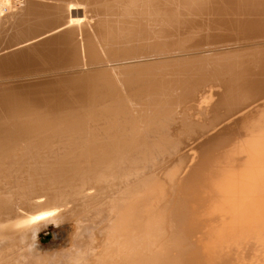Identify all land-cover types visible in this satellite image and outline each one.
Listing matches in <instances>:
<instances>
[{
	"label": "bare ground",
	"instance_id": "obj_1",
	"mask_svg": "<svg viewBox=\"0 0 264 264\" xmlns=\"http://www.w3.org/2000/svg\"><path fill=\"white\" fill-rule=\"evenodd\" d=\"M263 31L264 0H0V264H244L264 42L164 53ZM234 188L260 207H222ZM65 220L71 245L38 251Z\"/></svg>",
	"mask_w": 264,
	"mask_h": 264
},
{
	"label": "rangeland",
	"instance_id": "obj_2",
	"mask_svg": "<svg viewBox=\"0 0 264 264\" xmlns=\"http://www.w3.org/2000/svg\"><path fill=\"white\" fill-rule=\"evenodd\" d=\"M15 7H17L16 5H15ZM12 19H11V17L7 20V21H11ZM264 31H263V33L261 32V33H259V34H257V37H256V35H255V37L254 36H249L248 38H250V39H248L247 38V36L245 37L244 35L242 36H240L236 41L233 39L232 41L230 40V42H229V40L228 41H220L219 43L218 42H215V43H211V45H210V43H209V45L208 44H203V45H198L197 47L195 46V47H191V48H185V49H180V50H176V51H174V52H172V51H168V52H165L164 53V56L166 55V58H172V57H178L179 55H181L182 54V56H185V54L183 55V52H187L188 51V54H186V56L187 57H190L191 55L190 54H193V55H202L201 54V52L203 51H207L206 53H203V54H213V53H215L216 51H219L220 52V50H224V49H227V48H233V47H236V48H247V44H249V42L251 43V45H250V47H252V46H260V45H263L264 43ZM261 35V36H260ZM255 39H254V38ZM241 38H243V39H241ZM245 38H247L246 40H248V41H246L245 40ZM253 38V39H252ZM261 38V39H260ZM251 39H252V42H251ZM257 39H259V40H257ZM242 40H244V41H242ZM261 40V41H260ZM240 41H242V42H240ZM227 42V43H226ZM232 42V43H231ZM238 42H239V44H238ZM244 42H245V44H244ZM261 42V44H257L256 45V43H260ZM218 43V45H215V44H217ZM222 43V44H221ZM225 43V44H224ZM232 44V46L233 47H231V45H229V44ZM247 43V44H246ZM254 45H253V44ZM263 43V44H262ZM207 45V46H206ZM228 45H229V47H228ZM235 45V46H234ZM238 47H237V46ZM241 45V46H240ZM243 45L245 46V47H243ZM202 46V47H201ZM210 46V47H209ZM220 46V48H218V47ZM225 48H224V47ZM226 46H227V48H226ZM214 47V48H213ZM222 47V48H221ZM249 47V46H248ZM203 48V49H202ZM207 48V49H206ZM213 49L212 51L210 50V49ZM217 48V49H216ZM235 48V49H236ZM200 51H199V50ZM202 49V50H201ZM205 49V50H204ZM214 49H216V50H214ZM190 51H192V53L190 52ZM196 51H197V53H196ZM209 51H211V52H209ZM172 52V53H171ZM189 52H190V54H189ZM193 52H195V54L193 53ZM173 53H175L176 55H174ZM178 53V54H177ZM180 53V54H179ZM174 56H173V55ZM192 55V56H193ZM169 56V57H168ZM191 56V57H192ZM237 115H239V114H237ZM194 144H196L195 142H193V145ZM192 145V144H191ZM188 149H190V147H188L186 150H188ZM185 150V151H186ZM193 152V150L191 151V150H189L188 151V154H190V153H192ZM196 156V155H195ZM247 182V181H246ZM246 182L245 183H243V185H242V187L243 188H245L246 186L248 187L249 185L248 184H246ZM245 184V185H244ZM245 186V187H244ZM236 188H234L233 190H235ZM237 190V189H236ZM231 191H232V189H231ZM237 192H238V190L236 191V193H235V191H233V193L231 194V193H229L230 194V196H229V194L227 195V197H225L226 195H224L223 196V198H221V200L223 199V203L221 202V205H222V207H224L225 206V203L224 202H227V203H230L231 202V204L232 203H234V204H236V198L238 199V201L237 202H241L240 201V199L242 200V202L244 201V200H250V199H252V200H256V201H259V207H260V199H259V197H253V195H252V197H251V193L253 194V191L252 192H250L249 194L245 191L243 194H246L247 195V197L246 196H243V194H240V193H238V195H241L240 197L238 196V195H236L237 194ZM233 196H235L234 198H233ZM236 196H238V197H236ZM242 196H243V198H242ZM249 197V198H248ZM251 197V198H250ZM225 198L227 199L228 198V201L227 200H225ZM230 198V199H229ZM233 198V199H232ZM232 200V201H231ZM233 200H235V201H233ZM255 201V205H257V202ZM220 203V202H219ZM258 206V205H257ZM220 208V207H219ZM218 208V210L219 211H221V210H223L222 208L221 209H219ZM234 208V207H233ZM225 210V211H224ZM223 211H224V213L221 211V213H219V211H217L219 214H223L222 215V217H220V220H222L221 218H223L224 217V220L226 221V222H224L225 224L227 223V221H228V219L227 218H229V216L231 215L232 216V214H231V211L230 210H228V209H224ZM226 210H228V211H230V213H228V211H227V213L225 214V212H226ZM259 210L260 209H257V211H258V213H260L261 214V212L264 210H260V212H259ZM217 213V216L219 215ZM263 214H261L262 216H264V211L262 212ZM216 214V213H215ZM213 215V214H212ZM225 215V216H224ZM226 215H227V217H226ZM216 215H213L212 217L215 219L216 217H215ZM230 218H232L233 219V217H230ZM229 218V220H231ZM217 220H219V218L217 219ZM216 219H215V225L217 224V225H219V226H223L224 225V223H223V221H220V222H218ZM234 221V220H233ZM217 222V223H216ZM221 222L223 223V225H220L221 224ZM258 223H260V222H257L256 224H258ZM228 225H224V228H222L223 229V231L224 230H226L227 228L225 227V226H227L228 227V230H226V231H229V230H232L234 227H233V225L235 226V223H233L232 224V220H231V224L232 225H230V223L228 222L227 223ZM246 224H248V223H246ZM249 224H254L253 222L252 223H249ZM248 224V225H249ZM245 225V224H244ZM246 226V227H249V228H247V231H248V233L247 232H245V228H243V230H244V232H243V230H241V232H243V233H246L247 234V236L248 235H250V228H255L256 229V226H257V229L256 230H260V232H258V234H260L261 236H259L258 234H256L257 232H255L253 229H251V230H253L255 233H254V235H252V233H251V235L248 237V238H251L252 236V241H253V243H252V241L250 240V239H248L247 238V236L245 237L244 235H246V234H244V235H242L244 238H247V241H251V243L252 244H247L246 243V240L244 241V243H246L248 246H246V244H245V246L246 247H244V246H240V253H245V254H247L248 252H246V248H248V247H250L249 248V253H253L254 255H255V257H253V256H251V254H247L246 256V258H245V260H244V255H242V254H239L241 257L240 258H238V259H240V260H242L243 259V262H244V264H245V261H248L247 259L249 258V256H251V258H249L250 260L251 259H253L252 261H253V263H251V261H250V263L251 264H258L259 262H261V264H264V258H263V256H264V250L262 249L261 250V247H262V245H264V235H262V234H264V232H262V231H264V228L263 227H261L260 226V224H258V225H251L252 227H250V225L249 226ZM263 225V224H262ZM229 226H230V228H229ZM242 226H243V224H242ZM258 226H260L259 228H258ZM264 226V225H263ZM218 227V226H217ZM221 227H219V229H221ZM77 228H78V226H77V223H75V222H73V221H70V220H65L64 222H62V223H60L58 226H56V227H54V226H49V228L47 229V230H44V231H42V232H40L39 233V235H38V238H37V240H36V245H37V250L38 251H40V252H44V253H46V252H48V253H50V252H52L53 250H60V249H64V248H67V247H69L70 245H71V241H72V237H73V235H74V233H76V231H77ZM226 228V229H225ZM239 228H241V227H239ZM261 228H262V230H261ZM253 231H251V232H253ZM242 233V234H243ZM197 235V237H198V234H196ZM195 235V236H196ZM194 236V237H195ZM257 237V238H256ZM258 237H259V239H258ZM256 239V240H255ZM263 241V242H262ZM254 242H256V243H254ZM260 242V243H259ZM248 243H250V242H248ZM260 244H262L261 246H260ZM253 245V246H252ZM257 245H259L258 246V248H257ZM253 247V248H252ZM241 248L243 249V251L241 250ZM262 248H264V246L262 247ZM253 249H256V251L255 250H253ZM259 249V250H258ZM245 250V251H244ZM250 250H253V251H250ZM263 251V252H262ZM260 254H263V255H261L260 256ZM238 254H237V257L239 256ZM249 255V256H248ZM257 256H259V257H257ZM257 257V258H256ZM263 259H262V258ZM242 258V259H241ZM255 259H256V262H255ZM255 262V263H254ZM260 264V263H259Z\"/></svg>",
	"mask_w": 264,
	"mask_h": 264
}]
</instances>
